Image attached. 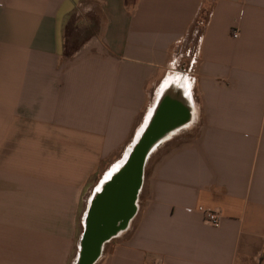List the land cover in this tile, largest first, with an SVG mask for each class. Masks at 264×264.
<instances>
[{"label":"crops","instance_id":"1","mask_svg":"<svg viewBox=\"0 0 264 264\" xmlns=\"http://www.w3.org/2000/svg\"><path fill=\"white\" fill-rule=\"evenodd\" d=\"M73 24L91 34L68 53ZM186 44L198 136L145 177L100 264H264V0H0V264L73 262L87 188Z\"/></svg>","mask_w":264,"mask_h":264},{"label":"water","instance_id":"2","mask_svg":"<svg viewBox=\"0 0 264 264\" xmlns=\"http://www.w3.org/2000/svg\"><path fill=\"white\" fill-rule=\"evenodd\" d=\"M192 102L191 94L176 85L159 93L146 127L120 166L112 167L91 193L74 264H97L106 245L130 227L139 211L147 163L163 143L191 124Z\"/></svg>","mask_w":264,"mask_h":264},{"label":"rangeland","instance_id":"3","mask_svg":"<svg viewBox=\"0 0 264 264\" xmlns=\"http://www.w3.org/2000/svg\"><path fill=\"white\" fill-rule=\"evenodd\" d=\"M208 10H204L203 13H201V18L203 20H201V22H204V17H206V13ZM74 24L73 26H71L69 28L68 31V43H67V49L66 52L70 51L72 48L75 47V45H77L79 43V41L86 39L91 32L85 31L84 30H80V31H75L74 29ZM194 42V40L192 41ZM190 43V42H189ZM188 44H186L185 47L180 48L178 53H176L177 55V63H173V65L169 66V68L167 70H165L164 72H162L160 74V76L154 81L153 84H151L150 86V98H149V108L147 111L150 110V108L155 105L156 102V98H157V93H158V89L161 86V84L163 83L164 79L168 76V75H175V74H180V66L184 64L185 62V66H189L190 61H188L189 58H184V56H186V53L188 51ZM184 55V56H182ZM187 59V60H186ZM193 81V80H192ZM145 117H146V113H143L138 121V128H137V132L140 130L141 126L144 124L145 122ZM184 130V129H183ZM182 131V130H181ZM198 129H193L192 131L189 130H184L181 133H179V135H175L173 137V139H171L170 141H167L166 143H163L151 156V158L149 159L147 166H146V173H145V177H146V185L148 184L149 179L151 178L155 168L157 167L158 163L166 156L168 155L170 152L174 151L175 149H177L178 147L189 143L190 141L194 140L197 136H198ZM132 144V142H131ZM125 149H123L120 153L117 154L118 159L121 158V155L124 154ZM109 165V164H108ZM109 166H104V168H102V172L101 174H103V172L108 168ZM99 177L100 175H97L92 183L89 185V187L87 188V192L84 196V200L83 203L81 205V209H80V214H79V239L77 241V248L79 247V242H80V237L82 235L83 232V219H84V215L88 206V201L91 197V193L93 192V190L97 187L99 182ZM94 186V187H92ZM114 243V241L112 242V244ZM110 250V243L106 245L105 250L103 252V256L108 255ZM76 253H78V249L76 250ZM73 257V262L71 264H74V261L76 260V254ZM102 256V257H103ZM102 261V258L101 260ZM100 261L97 264H100Z\"/></svg>","mask_w":264,"mask_h":264},{"label":"built area","instance_id":"4","mask_svg":"<svg viewBox=\"0 0 264 264\" xmlns=\"http://www.w3.org/2000/svg\"><path fill=\"white\" fill-rule=\"evenodd\" d=\"M239 32L234 31L233 32V37L238 38L239 37ZM196 211L200 213L205 221L210 224L212 227L215 228H220L222 225V213L221 210L212 208V207H207L204 205H200L196 208ZM262 257L264 258V248L262 250ZM147 264H165L163 258H156L153 261L148 262Z\"/></svg>","mask_w":264,"mask_h":264},{"label":"bare ground","instance_id":"5","mask_svg":"<svg viewBox=\"0 0 264 264\" xmlns=\"http://www.w3.org/2000/svg\"><path fill=\"white\" fill-rule=\"evenodd\" d=\"M191 78V77H190ZM180 80V81H178ZM170 85H176V86H179V87H182L184 90H186L187 92H189L191 94V96L193 95L192 93V89H191V86L193 87V84H192V81L188 78V77H181L180 75H169L165 81V83L162 85V88H161V91H160V94L161 92L163 91V89L166 87H169ZM193 97V96H192ZM194 99V98H193ZM194 101V100H193ZM193 105H195V102H192ZM153 110H154V107L152 106L149 113H148V117L146 119V122L141 126L140 130L138 131V136L140 135V133L142 132V130L144 129V127H146L147 125V122L149 120V118L151 117L152 113H153ZM201 116V115H200ZM130 148V147H129ZM127 154V152H126ZM124 156V155H123ZM121 164V163H120ZM120 164H117L116 167H114L112 170H115V168H118L120 166ZM110 173V172H109ZM109 173H107L106 175V179H107V176L109 175ZM140 205V204H139ZM140 207V206H139Z\"/></svg>","mask_w":264,"mask_h":264},{"label":"trees","instance_id":"6","mask_svg":"<svg viewBox=\"0 0 264 264\" xmlns=\"http://www.w3.org/2000/svg\"><path fill=\"white\" fill-rule=\"evenodd\" d=\"M127 1H134V0H127ZM79 43L77 45H75L74 48H72L68 53H72L73 51H75L78 47Z\"/></svg>","mask_w":264,"mask_h":264},{"label":"flooded vegetation","instance_id":"7","mask_svg":"<svg viewBox=\"0 0 264 264\" xmlns=\"http://www.w3.org/2000/svg\"><path fill=\"white\" fill-rule=\"evenodd\" d=\"M182 131H184V130H182ZM179 132H181V131H179ZM173 139V138H172Z\"/></svg>","mask_w":264,"mask_h":264}]
</instances>
